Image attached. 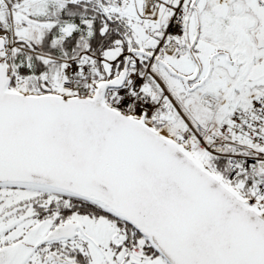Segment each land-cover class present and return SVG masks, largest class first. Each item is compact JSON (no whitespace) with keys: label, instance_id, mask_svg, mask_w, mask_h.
<instances>
[{"label":"snow or ice","instance_id":"obj_1","mask_svg":"<svg viewBox=\"0 0 264 264\" xmlns=\"http://www.w3.org/2000/svg\"><path fill=\"white\" fill-rule=\"evenodd\" d=\"M0 264H264V0H0Z\"/></svg>","mask_w":264,"mask_h":264}]
</instances>
